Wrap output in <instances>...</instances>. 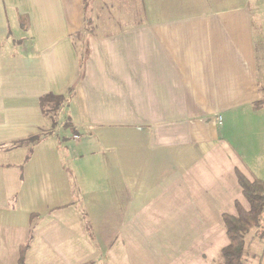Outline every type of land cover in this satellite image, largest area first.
<instances>
[{"label":"crops","instance_id":"0c3cea01","mask_svg":"<svg viewBox=\"0 0 264 264\" xmlns=\"http://www.w3.org/2000/svg\"><path fill=\"white\" fill-rule=\"evenodd\" d=\"M219 1L0 0V264H214L264 180L252 13Z\"/></svg>","mask_w":264,"mask_h":264},{"label":"trees","instance_id":"16d2710c","mask_svg":"<svg viewBox=\"0 0 264 264\" xmlns=\"http://www.w3.org/2000/svg\"><path fill=\"white\" fill-rule=\"evenodd\" d=\"M72 93L70 89L67 95L48 94L40 99L42 111L51 120V126H56L54 115L64 107ZM50 105V106H47ZM264 107V102L258 100L253 104L254 110ZM39 136L30 138L29 143L35 144L39 141ZM26 142H19L25 144ZM18 145V144H16ZM238 183L242 189V194L249 204V209L244 210L239 203L235 204L236 214H224L223 223L229 243L220 250L218 258L214 264H240L244 253V236L259 225L264 212V180H248L241 173L237 172ZM256 237L264 240V231L255 233ZM28 246L24 244L19 251L18 264H23L25 253ZM88 264V263H86Z\"/></svg>","mask_w":264,"mask_h":264},{"label":"rangeland","instance_id":"374dc122","mask_svg":"<svg viewBox=\"0 0 264 264\" xmlns=\"http://www.w3.org/2000/svg\"><path fill=\"white\" fill-rule=\"evenodd\" d=\"M243 5H246L252 13L253 35H254L258 82H259V100L264 102V0H221L216 3L215 7L228 8V7L243 6ZM86 18L89 19L90 15H88ZM54 116H55L54 118L56 119L57 115ZM240 133L242 134V136H244L245 134V128L243 124L241 125ZM263 231H264V219H262L259 225L255 227V233L263 234Z\"/></svg>","mask_w":264,"mask_h":264},{"label":"built area","instance_id":"2783aa9c","mask_svg":"<svg viewBox=\"0 0 264 264\" xmlns=\"http://www.w3.org/2000/svg\"><path fill=\"white\" fill-rule=\"evenodd\" d=\"M221 123V118H220V116H218V124H220ZM74 138H77V136H75Z\"/></svg>","mask_w":264,"mask_h":264}]
</instances>
